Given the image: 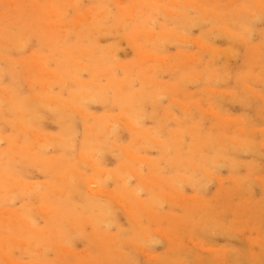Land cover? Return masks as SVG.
I'll use <instances>...</instances> for the list:
<instances>
[{
	"label": "rangeland",
	"instance_id": "obj_1",
	"mask_svg": "<svg viewBox=\"0 0 264 264\" xmlns=\"http://www.w3.org/2000/svg\"><path fill=\"white\" fill-rule=\"evenodd\" d=\"M0 264H264V0H0Z\"/></svg>",
	"mask_w": 264,
	"mask_h": 264
},
{
	"label": "bare ground",
	"instance_id": "obj_2",
	"mask_svg": "<svg viewBox=\"0 0 264 264\" xmlns=\"http://www.w3.org/2000/svg\"><path fill=\"white\" fill-rule=\"evenodd\" d=\"M247 14H248V13H247ZM247 14H246V15H247ZM79 18H80V17H79ZM199 18H200V17H199ZM241 18H242V17H241ZM80 19H81V18H80ZM219 19H220V18H219ZM193 20H194V19H193ZM191 21H192V19H191ZM201 21H202V20H201ZM193 22H195V21H192V23H193ZM234 22H235V21H234ZM238 22H239V21H238ZM187 23H189V22H187ZM192 23H191V24H192ZM236 23H237V22H236ZM243 23H244V22H243ZM241 24H242V23H241ZM194 25H195V24H194ZM234 26H235V25H234ZM239 26H240V25H239ZM245 27H246V26H245ZM104 60H105V59H104ZM84 94H85V92H84ZM90 96H91V95H90ZM93 100H94V98H93ZM40 104H41V103H40ZM45 105H47V104H45ZM49 108H50V107H49ZM45 109H46V108H45ZM39 112H40V111H39ZM38 115H39V114H38ZM39 116H40V115H39ZM41 117H42V116H41ZM29 118H30V117H29ZM28 123H29V122H28ZM84 124H85V123H84ZM64 135H66V134H64Z\"/></svg>",
	"mask_w": 264,
	"mask_h": 264
}]
</instances>
